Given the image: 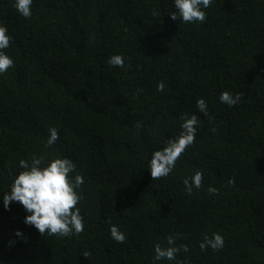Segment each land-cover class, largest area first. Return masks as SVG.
<instances>
[{"label": "trees", "instance_id": "obj_1", "mask_svg": "<svg viewBox=\"0 0 264 264\" xmlns=\"http://www.w3.org/2000/svg\"><path fill=\"white\" fill-rule=\"evenodd\" d=\"M14 5L0 0L14 62L0 74V264H264V0H212L203 23L172 20L174 0H33L30 18ZM224 91L241 101L222 103ZM193 114L194 144L153 180L151 154ZM50 128L59 139L46 147ZM34 156L67 158L84 177L79 235H42L20 203L5 209ZM213 234L224 246L202 250ZM170 235L189 251L154 261Z\"/></svg>", "mask_w": 264, "mask_h": 264}, {"label": "clouds", "instance_id": "obj_2", "mask_svg": "<svg viewBox=\"0 0 264 264\" xmlns=\"http://www.w3.org/2000/svg\"><path fill=\"white\" fill-rule=\"evenodd\" d=\"M33 0H15L16 10L24 17L30 18L32 15L31 5ZM212 0H174L177 12L170 13L172 20L177 17L184 23L199 21L203 23L206 19L207 9L211 6ZM12 43V37L8 34V29L0 23V74L14 66L13 60L3 51ZM112 66L124 67V57L114 55L109 58ZM164 83L158 82L157 90L163 91ZM243 96L238 93L233 96L230 92L224 91L220 94V101L232 107L237 105ZM197 108L207 115V104L203 99L197 101ZM182 131L173 139L167 140L163 150H156L151 154L149 162L150 174L153 180L167 177L176 165V162L185 150L194 144L197 134L198 116L182 115ZM139 126V123L138 125ZM214 132L215 129H212ZM50 137L46 147L55 144L59 139L56 128L49 129ZM44 161L42 158L33 157L29 164L26 160H20L19 166L23 169L15 178L11 185V191L3 196V204L8 209L12 202L20 203L24 209L30 213L26 216L25 223L34 226L42 235H59L61 237L79 235L84 231L83 216L77 207L81 200V195L77 191L84 183V177L77 174L72 177L70 174L76 170V165L67 158H54L47 166L41 167ZM203 174L196 171L189 179L185 178L183 184L186 192L191 195L193 187H202ZM208 192L213 195L218 194V189L209 187ZM108 223L111 225V218ZM110 234L114 241L124 243L126 236L117 226L110 227ZM20 235V233H17ZM179 235V234H177ZM224 238L219 234H213L211 238L205 236L204 242L200 243V248L204 250L211 247L218 251L224 246ZM168 247L155 245L154 261L167 259L175 260L180 251L188 252L187 245L177 247L173 236L167 237ZM88 253L84 254L87 257ZM177 264H183L177 261Z\"/></svg>", "mask_w": 264, "mask_h": 264}]
</instances>
